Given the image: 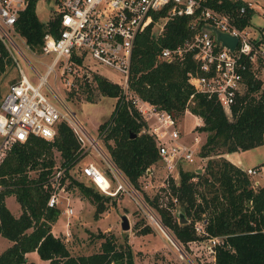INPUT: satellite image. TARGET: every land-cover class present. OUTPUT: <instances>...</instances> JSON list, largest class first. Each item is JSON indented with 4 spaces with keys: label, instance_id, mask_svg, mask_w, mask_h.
<instances>
[{
    "label": "trees",
    "instance_id": "16d2710c",
    "mask_svg": "<svg viewBox=\"0 0 264 264\" xmlns=\"http://www.w3.org/2000/svg\"><path fill=\"white\" fill-rule=\"evenodd\" d=\"M37 1L28 0L13 24L15 32L31 49L41 48L44 33L56 37L60 28L59 17L50 15L45 22L37 19L34 8ZM203 4L227 11L239 28L249 25L253 15L249 9L238 15L240 4L230 0H204ZM167 9L164 7L153 13L152 19L165 16ZM189 20L188 15L168 18L162 36H154L151 26L139 32L134 38L130 59V89L176 117L182 115L189 94L193 92L186 73L193 70L195 64L190 56L182 63H166L156 56L161 48L175 47L187 37ZM259 39L264 42V35ZM74 60L80 62L79 58ZM13 65L7 47L0 41V77ZM248 83V90L231 106L230 119L214 98L193 93L188 108L203 121L198 128L205 135L200 155L208 159L202 173L180 170L177 183L168 180L165 189L175 198L187 222L179 224L173 218L171 198L162 202L159 193L151 198L144 196L148 206L156 210L160 224L169 230L174 241L183 245L200 238L195 235L192 222L205 216L206 235H224L234 250L215 246L214 264H264V188L250 189L242 170L223 157L263 144L264 89L258 92L259 81ZM83 89L87 101L93 102L94 91L115 98L120 87L96 73L91 75L89 82L83 81ZM142 126L139 116L129 113L126 105L117 100L108 120L97 128L104 135L112 162L134 186L145 168L157 159L154 140L140 132ZM82 154L75 135L64 121L57 124L52 139L28 135L25 142L7 139L1 146L0 236L10 241V245L0 252V264H35L25 256L32 251L47 264H134L130 247L115 244L112 234L95 235L101 240L98 251L73 256L51 231V225L60 214L57 206H47L51 193L48 178L56 165L64 172L59 185H63L64 190L76 189L86 198L94 208L95 219L107 209L110 196L96 190L84 178L74 179L67 172ZM31 171L34 176L29 175ZM9 195H14L18 203L21 210L18 216L5 206L4 200ZM149 230L146 227L144 232Z\"/></svg>",
    "mask_w": 264,
    "mask_h": 264
},
{
    "label": "built area",
    "instance_id": "2783aa9c",
    "mask_svg": "<svg viewBox=\"0 0 264 264\" xmlns=\"http://www.w3.org/2000/svg\"><path fill=\"white\" fill-rule=\"evenodd\" d=\"M27 1L0 0V41L7 49L8 45L12 46L15 42L11 32L18 35L13 24ZM230 1L240 4L238 15L248 9L254 13L256 8L260 7L255 5L253 0ZM53 2L56 10L51 15L59 17L60 28L56 37L50 33H44L42 36V55H51V59L46 65L45 72L38 75L35 85L27 80L18 67L17 60H13L8 50L18 67L19 75L16 81L9 84L0 100L2 138L0 148L7 139L25 142L28 135L52 139L57 124L64 121L75 135L79 149L87 144L105 161L106 171L98 169L91 162L82 163L78 170L81 178L104 195L114 197L123 194L133 200L135 206L143 209L147 203L140 191L151 186L150 168L156 165L163 171L159 187L166 190L168 180L177 183L180 170H193L195 173L204 170L208 157L200 155L204 135L198 130L203 121L188 108L193 93L214 98L230 119V108L248 90V82L252 85L259 81L261 86L258 92L264 89V42H259L260 39L253 36L251 29H247L248 25L239 28L232 21L230 13L205 5L204 0H53ZM164 7H168L166 15L153 20V13ZM175 15L189 16L190 32L175 47L161 48L156 58L166 63H182L190 56L195 64L193 70L186 73L187 83L193 92L189 94L182 114L190 115L194 119L186 133L180 129L176 116L133 92L128 79L135 36L150 26L154 36H162L165 22ZM209 27L235 37L237 42L233 49L223 46L216 40L214 32ZM22 44L31 50L24 40ZM88 56L93 61L118 72L122 80L117 83L120 89L113 99L115 102L119 100L124 103L129 113L135 112L143 123L140 132L154 140L157 159L137 178L136 186L115 166L109 155L101 150L97 140L86 135L74 120L60 111L43 92L44 77L50 73L53 74V79H63L65 86L72 85L73 80L67 78V75L84 69ZM75 58H79L80 62H75ZM83 79L90 81L86 77ZM78 164L77 162L67 171L74 179H77V172L72 169ZM186 166H190L189 169ZM240 169L247 177L250 189L258 191L264 188V164ZM63 175V168H59L58 165L51 171L48 178L51 190L47 200L49 207L57 206L58 196L64 190L63 185H59ZM141 178L146 180L148 178L142 186L139 185ZM171 200L176 202L174 197H171ZM249 203L250 201H247L246 204ZM63 209L67 215L73 212L70 207ZM147 215L149 218L152 214ZM157 220L156 226L160 225L166 230L159 219ZM206 221V217L202 216L192 222L194 233L200 238L187 241L185 245L180 244V248L173 240L174 243L171 244L177 248L181 258L185 257L188 251L203 247L214 264L215 246H224L231 252L234 251L225 241L224 235L211 237L206 235Z\"/></svg>",
    "mask_w": 264,
    "mask_h": 264
},
{
    "label": "rangeland",
    "instance_id": "374dc122",
    "mask_svg": "<svg viewBox=\"0 0 264 264\" xmlns=\"http://www.w3.org/2000/svg\"><path fill=\"white\" fill-rule=\"evenodd\" d=\"M253 1L255 5L260 7L259 9L256 8V11L250 17L247 29H251L254 37L260 38L261 35H264V0ZM34 8L37 19L41 22H45L51 13L56 10L53 0H39L35 3ZM11 36L15 42L12 44L13 47L8 45V50L13 56V60H17L18 67L27 80L35 85L38 75H42L45 72L51 55H42L41 48L28 50L22 44L23 38L12 32ZM85 62L86 66L84 69H78L76 73L67 75V78L73 80L70 86H65L63 79H53V74H47L44 77L43 92L60 111L66 113L67 117L72 118L86 135L94 140L96 139L101 150L109 155L103 140L104 135L97 128L100 123L108 120L115 99L102 96L94 91L93 102L87 101L85 98L86 91L83 89V78L86 77L90 80L92 74L98 73L112 83H120L122 79L117 71L93 61L89 56L87 60L85 59ZM18 67L16 64L10 66L0 77V100L7 91L9 84L18 79ZM177 118L180 129L186 133L194 119L190 115L183 116V114L177 116ZM190 138L191 136L188 140ZM1 141L2 138L0 137V143ZM81 153L83 154L80 156L79 164L72 169L77 172V179H81L78 170L79 166L84 162H91L98 169L106 171L105 161L90 146L84 145ZM53 154L58 158V154L55 151H53ZM227 158L242 168L261 164L264 162V140L262 145L247 149L245 153H242V151L230 152L227 154ZM189 167L186 166L188 169ZM150 170L149 181L151 186L140 191L142 197L148 196L151 198L157 192L161 196V201L166 202V199H170L171 196L163 187H159L163 171L156 165ZM198 172L202 173L203 171ZM29 175L34 176L35 173L31 171ZM147 180L141 178L139 185L142 186ZM83 182L87 183L85 180ZM106 204L107 209L95 219L92 204L86 198L80 196L76 189L63 190L59 194L57 208L60 209V214L52 225L54 235L65 243L70 254L79 256L98 251L101 240L96 238L95 235L105 232L114 236L115 244L128 245L130 247L134 264H212L210 256L203 247L193 249L192 252L188 251V254L181 258L177 248L167 240L156 225L151 223L147 214L150 213L156 216L157 219L158 215L156 210L147 204L146 208L141 209L135 206L133 200L123 194L111 197ZM172 206L173 218L178 223V215L181 213V208L177 202H173ZM6 207L14 214L19 211L14 195L6 198ZM66 207L73 209L72 214L67 215L63 212V208ZM122 215L127 218L129 225L127 230L122 229L120 226ZM146 227L150 229L148 232H144ZM166 230L172 238L169 230ZM6 241L0 236L1 251L7 248ZM177 246L180 248V243L177 242ZM35 256L37 257L36 254ZM30 257L28 258L30 259Z\"/></svg>",
    "mask_w": 264,
    "mask_h": 264
},
{
    "label": "water",
    "instance_id": "95a60500",
    "mask_svg": "<svg viewBox=\"0 0 264 264\" xmlns=\"http://www.w3.org/2000/svg\"><path fill=\"white\" fill-rule=\"evenodd\" d=\"M209 29L214 32L216 40L220 41L223 46L225 45L228 48L233 49V47L235 46V44L237 42V39L235 37L230 36L228 33H225V32L221 33L219 31H217L216 29H214L213 27H209ZM134 136H135V134H133L132 137H134ZM186 222H187V220L185 219L183 214L179 213L178 223L181 224V223H186ZM120 226L124 230L129 229V225L127 223V218L125 215L121 216ZM169 242L174 243L171 239L169 240Z\"/></svg>",
    "mask_w": 264,
    "mask_h": 264
},
{
    "label": "crops",
    "instance_id": "0c3cea01",
    "mask_svg": "<svg viewBox=\"0 0 264 264\" xmlns=\"http://www.w3.org/2000/svg\"><path fill=\"white\" fill-rule=\"evenodd\" d=\"M245 151H247V150H245ZM245 151H242V153H245ZM228 154V153H227ZM227 154H225V155H223L224 156V158L226 159V160H229L228 158H227ZM230 161V160H229ZM233 165H235L236 167H239V168H242V167H240L239 165H237V164H235L234 162H232V161H230ZM9 196H11V195H9ZM7 198V197H6ZM6 198H5V200H4V203H5V206H6ZM19 207V206H18ZM7 208V207H6ZM11 211V210H10ZM20 212H21V210L19 209V211L17 212V213H13V212H11L14 216H18L19 214H20ZM51 231H52V233L54 234V230H53V225H51ZM7 242V246H9L10 245V241H6ZM6 246V247H7ZM3 251V250H2ZM0 252H1V250H0ZM35 252L34 251H32V252H28V254H26L25 256L27 257V259H29L28 257H30V260L31 261H33L35 264H47V262L46 261H43V260H40L38 257H36L35 256ZM37 255V254H36Z\"/></svg>",
    "mask_w": 264,
    "mask_h": 264
},
{
    "label": "bare ground",
    "instance_id": "6f19581e",
    "mask_svg": "<svg viewBox=\"0 0 264 264\" xmlns=\"http://www.w3.org/2000/svg\"><path fill=\"white\" fill-rule=\"evenodd\" d=\"M149 219H150L151 223L154 224V225H156L155 223L158 222L156 216H154V215H151V216L149 217ZM157 227H158V226H157ZM158 228H159L160 231L163 233V235L167 238L168 241H169L170 239L173 241V239L171 238V236L169 235V233H168L167 230H165V229H164L162 226H160V225H159Z\"/></svg>",
    "mask_w": 264,
    "mask_h": 264
}]
</instances>
